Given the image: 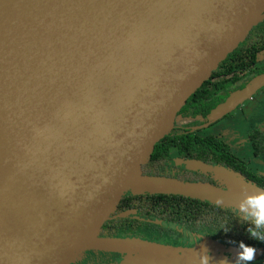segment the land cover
<instances>
[{"label":"water","instance_id":"95a60500","mask_svg":"<svg viewBox=\"0 0 264 264\" xmlns=\"http://www.w3.org/2000/svg\"><path fill=\"white\" fill-rule=\"evenodd\" d=\"M263 19L264 0H0V264H74L92 250L121 254L117 264H236L237 247L206 237L176 248L101 232L137 213L115 215L123 200L222 197L246 214L264 191L198 161L187 168L225 189L143 171L174 128L201 118L196 92Z\"/></svg>","mask_w":264,"mask_h":264},{"label":"trees","instance_id":"16d2710c","mask_svg":"<svg viewBox=\"0 0 264 264\" xmlns=\"http://www.w3.org/2000/svg\"><path fill=\"white\" fill-rule=\"evenodd\" d=\"M258 30H264V19L261 21ZM257 55V47L246 50L241 48L233 55L229 56L217 73H214L212 77L201 86L195 94V97L203 105L202 120L199 123L204 124L209 122L210 116L214 111L226 104L233 95L248 87V84L246 86L240 85L237 87L239 83L251 79V81H253V78L264 76V69L257 67ZM177 132L178 131L170 133L156 145L151 159L152 162L169 160L172 151H177L178 155L183 157L184 160L198 161L209 166H220L242 175L246 181L264 189V178L250 173L240 161L231 156L229 148L219 139L213 136L199 137L197 132ZM256 139L257 137L253 136V145L257 149L256 153L264 156V148L259 147L256 143ZM261 143H264V137H262ZM144 200L151 207L153 213H159L162 217L142 216L140 218H134L137 220L135 226L129 225L127 227L128 231H120L116 236L107 238H140L163 244L171 242V244L174 245L175 240H179L177 236L173 235L170 237V239L174 241L173 243L172 241L167 242L166 239L168 236H165L166 239L163 240L161 237V233L163 232L162 228L148 221H162L171 231L173 229L175 230V235H179L176 229L179 228V230H181L180 228H184V225L189 221L195 222L199 219L203 222V220L210 221L212 218H215L213 221H215L217 225L214 230L212 228H202V232L205 235H201V242L202 237L209 239L211 237L213 238L212 240L220 243L225 248H238V243L243 241L245 244L251 245L255 249L260 248L264 250V242L253 240L248 236L246 231L247 227L252 226L251 217L235 209L217 206L209 201H201L175 195H147ZM129 203V200H123L119 205L128 207ZM147 212H149V210ZM137 213L126 218H132L136 216ZM141 221L143 223H140ZM223 228H230L231 230L225 233L221 230ZM133 229L140 231H138L137 234H133L131 233ZM142 230L146 232H142ZM148 230L152 231V234H149ZM127 232L131 234L124 236ZM139 232H141V234H139ZM211 232L213 235L208 236ZM165 233L168 234V232ZM250 264H264V253L258 260L250 262Z\"/></svg>","mask_w":264,"mask_h":264},{"label":"flooded vegetation","instance_id":"af4514ba","mask_svg":"<svg viewBox=\"0 0 264 264\" xmlns=\"http://www.w3.org/2000/svg\"><path fill=\"white\" fill-rule=\"evenodd\" d=\"M261 24V22H260ZM260 24L252 31L246 41L241 44L231 55H233L236 51L240 50L241 48L246 49H253V47H257L258 55L256 59L257 67L264 69V30L259 31L258 28ZM229 55V56H231ZM228 56V57H229ZM227 57V58H228ZM227 58L221 63L219 68L222 64L227 60ZM218 68V70H219ZM217 70V71H218ZM217 71L215 73H217ZM261 77L253 78L254 80ZM252 80V79H251ZM243 81L237 85L249 86L253 81ZM196 98V97H195ZM197 99V98H196ZM199 102L201 108V116L203 112V105ZM237 115H241L243 122L238 123L236 125V134L240 138V147L241 151L233 148V146L228 142L225 141L220 135H213L207 134L205 135L204 130L206 128L215 127L221 123L226 122H234ZM202 118V117H201ZM199 119L197 122L189 125H182L179 127L174 128L171 133L178 131L177 133L182 132H197L199 137H207L213 136L223 142L228 148L229 152L232 157L236 160L240 161L246 169L257 176L264 178V171L261 170L258 166L253 165L251 160H247L239 155L241 152H248L247 156H251L257 163L261 162L264 164V156L257 154V149L253 145V136L257 137L256 143L259 147L264 148V143H261L262 137H264V85L257 89L249 98H246L239 102L234 109L229 111L228 113L224 114L220 118L215 121H209L207 123H199L202 119ZM176 155V156H175ZM176 160H179V163H176ZM187 160H184L183 157L178 155L177 151H172L171 157L169 160H162L159 162H152L144 167V173L150 175H157V176H165L169 178H177L179 180L190 182V183H209L219 187L221 189H225V186L222 185L219 180L215 179L211 173H203L200 171H194L187 168ZM216 165V164H215ZM220 167V166H218ZM147 195L139 196L134 198L130 201L129 206L122 207L123 205H119L115 215H118L122 212L136 209L138 211L137 218L142 216H155L157 218H161L162 216L159 213H153L151 211V207L148 203L145 202V197ZM143 198V199H142ZM149 210V212H147ZM132 218H114L108 221L101 232V237H114L120 231H128L127 227L129 225L135 226L136 219ZM215 218H212L210 221L203 222L201 220H196L195 222L189 221L187 224L184 225V233L181 234L180 243H175L174 245L171 242L167 244L160 243L162 245L173 246L176 248H194L198 245L200 241L201 235H205L202 232V228H216V222L213 221ZM149 222V221H148ZM159 222V223H158ZM140 223H143L142 221ZM149 223H155L156 226L161 227L163 232H168L167 227L164 225V222L156 220ZM186 227V229H185ZM140 230H131V233L137 234ZM142 232H146L143 231ZM131 233L127 232L124 236L130 235ZM149 234H152V231L148 230ZM141 234V232H139ZM163 235V234H162ZM209 235H213V233H209ZM210 239H213L210 237ZM148 240V239H146ZM156 242V241H151ZM159 243V242H157ZM173 243V242H172ZM122 260V255L119 253L108 252V251H101V250H92L86 252L76 263L74 264H117Z\"/></svg>","mask_w":264,"mask_h":264},{"label":"clouds","instance_id":"9594fccd","mask_svg":"<svg viewBox=\"0 0 264 264\" xmlns=\"http://www.w3.org/2000/svg\"><path fill=\"white\" fill-rule=\"evenodd\" d=\"M215 203L217 206L222 205L223 198L217 197ZM241 208L246 212V216H250L252 219V226L246 229L248 236L253 240L264 242V191H258L248 196L241 204ZM248 208L251 209L250 212H247ZM221 230L227 233L231 229L223 228ZM255 252L256 249L253 246L240 241L235 254L236 264H250V262L254 260ZM201 264H208L207 255L201 257ZM220 264H228L227 259L221 260Z\"/></svg>","mask_w":264,"mask_h":264},{"label":"rangeland","instance_id":"374dc122","mask_svg":"<svg viewBox=\"0 0 264 264\" xmlns=\"http://www.w3.org/2000/svg\"><path fill=\"white\" fill-rule=\"evenodd\" d=\"M217 119V118H216ZM215 119V120H216ZM242 123L243 122V119H242V116L241 115H237L236 116V118H235V121L234 122H226V123H221V124H219V125H217V126H215V127H211V128H206L205 130H204V133H205V135H207V134H215V135H220L225 141H228L232 146H233V148H235V149H237V150H239V151H241V147H240V138L238 137V135L236 134V125L238 124V123ZM249 153L246 151V152H241L239 155H241L243 158H245V159H247V160H251V162H252V164L253 165H256V166H258L261 170H263L264 171V164L263 163H261V162H259V163H257L256 161H255V159H253L251 156H247ZM176 156V155H175ZM180 161L179 160H176V163H179ZM191 170H193V169H191ZM196 171V170H195ZM199 171V170H198ZM201 172V171H200ZM145 175H148V176H157V175H150V174H145ZM165 177V176H164ZM167 178H169V177H167ZM174 179H177V178H174ZM177 180H179V179H177ZM182 181V180H181ZM185 182V181H184ZM190 183V182H189ZM134 218H137V216H135ZM133 218V219H134ZM167 230H168V234H166V233H161V237L163 238V240L164 239H166V237L165 236H168L167 237V242L168 241H172L171 239H170V237L171 236H177V238H179V240H175V243H180L179 241L181 240V234L180 233H184V228H180L181 230H179V228L178 229H176L179 233V235H175L176 233H175V230L173 229L172 231L169 229V228H166ZM176 231V232H177ZM162 234L164 235V236H162ZM179 236V237H178ZM147 241H152V240H147ZM172 242H174V241H172ZM122 258H123V256H122Z\"/></svg>","mask_w":264,"mask_h":264}]
</instances>
